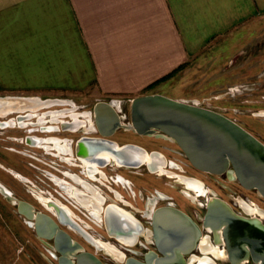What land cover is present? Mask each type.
<instances>
[{"label": "flooded vegetation", "instance_id": "af4514ba", "mask_svg": "<svg viewBox=\"0 0 264 264\" xmlns=\"http://www.w3.org/2000/svg\"><path fill=\"white\" fill-rule=\"evenodd\" d=\"M245 42L230 90L238 115L259 122L264 39ZM53 100L36 112L41 118L18 121L27 111L0 117V129L17 132L4 136L13 143L5 147L12 161L0 160V219L10 264H155L174 252L184 262L164 264H262L250 241L264 236V195L231 179L232 165L220 174L195 167L174 138L157 129L137 132L122 100L106 110L118 118L102 121L95 118L96 103L88 111ZM52 106L59 107L40 114ZM234 121L264 144L244 119ZM211 180L227 200L212 191ZM211 207L219 215L207 218ZM165 210L192 221L182 220L191 234L186 245L164 239L169 228L176 234L179 228L160 223Z\"/></svg>", "mask_w": 264, "mask_h": 264}, {"label": "crops", "instance_id": "0c3cea01", "mask_svg": "<svg viewBox=\"0 0 264 264\" xmlns=\"http://www.w3.org/2000/svg\"><path fill=\"white\" fill-rule=\"evenodd\" d=\"M264 0H0V95L138 96Z\"/></svg>", "mask_w": 264, "mask_h": 264}, {"label": "water", "instance_id": "95a60500", "mask_svg": "<svg viewBox=\"0 0 264 264\" xmlns=\"http://www.w3.org/2000/svg\"><path fill=\"white\" fill-rule=\"evenodd\" d=\"M34 97L0 96V110L3 106L10 104L27 106L30 104L28 100ZM115 104L114 99L96 102L95 118L99 121L118 118L116 113L113 115L106 113V110H112ZM131 112L132 127L137 132L153 134L157 129L174 138L192 164L201 170L220 174L232 165L233 170L228 171L231 179L237 178L247 188L255 186L264 195V144L239 123L237 124L218 111L199 106L194 102L175 100L161 94H148L133 98ZM149 161L153 166L154 162L150 159ZM193 186L197 187L195 184ZM0 189L5 193L1 184ZM229 214L233 215L234 212L230 211ZM216 215H219V211L211 207L207 218H213ZM182 220L189 222L190 226L193 225L190 218L181 211L165 210L159 214V221L162 225H166V222L168 224L174 222V225L179 226L178 234L173 231L171 233L169 228V232L163 236L164 239L172 240L170 244L173 246L186 245L187 237L191 236L187 224H183ZM164 227L166 231L167 228ZM250 242L254 250L255 261L264 264V236H256ZM172 261L183 263V254L175 252L172 255L166 254V258L158 259L155 264Z\"/></svg>", "mask_w": 264, "mask_h": 264}, {"label": "rangeland", "instance_id": "374dc122", "mask_svg": "<svg viewBox=\"0 0 264 264\" xmlns=\"http://www.w3.org/2000/svg\"><path fill=\"white\" fill-rule=\"evenodd\" d=\"M252 39H264V17H260L253 22L248 29L238 28L222 40L212 42L208 47L203 49L195 58L191 59L187 64L180 66L179 70L171 77L155 83L151 87L145 89L140 95L161 94L171 97L175 100H184L188 102L198 103L203 107H210L219 112L224 113L234 120L244 119L245 125L253 131H256L264 139V119L259 118V122L250 118V116L238 115L237 98L234 91L230 89L236 88L237 66L236 56L245 41ZM171 74V73H170ZM168 74V75H170ZM166 75V76H168ZM165 77V76H164ZM163 77V78H164ZM162 79V78H161ZM0 96H20V97H39L43 100L62 99L66 102L75 103L78 107L87 106L84 110H91L100 98L93 94V88H88L79 92H60L50 94H2ZM138 96H122L117 98L102 97L103 101L110 99L122 100L131 106L133 98ZM129 106V107H130ZM59 106H52L50 109L40 110V114L47 110H54ZM67 107V106H66ZM259 107V106H258ZM264 111V106L259 107ZM8 117H14L9 115ZM258 123V124H257ZM257 124V125H256ZM258 126V128H256ZM256 128V129H254ZM16 130L0 129V160L12 161V155L5 147H12L13 143L4 138L5 135L14 134ZM17 133V132H16ZM211 189L224 199H228V195H224L218 190L215 181L210 182ZM0 195V204H2ZM5 239L2 234V223L0 219V264H10L9 256L5 252Z\"/></svg>", "mask_w": 264, "mask_h": 264}, {"label": "bare ground", "instance_id": "6f19581e", "mask_svg": "<svg viewBox=\"0 0 264 264\" xmlns=\"http://www.w3.org/2000/svg\"><path fill=\"white\" fill-rule=\"evenodd\" d=\"M55 100L53 99H47V100H43L39 97H34V99H30L28 100V102H30V104H27V106H18V105H13L10 104L8 106H3V108L0 110V117H6L9 114L12 113H16V112H29L28 115H25L24 117L22 116H18L17 119L18 121H22L24 119H28V118H33L34 116L37 115V111L47 105H49L50 103H53ZM38 118H41L39 115H37ZM12 121V120H10ZM14 124V122H12ZM4 125V124H2Z\"/></svg>", "mask_w": 264, "mask_h": 264}, {"label": "trees", "instance_id": "16d2710c", "mask_svg": "<svg viewBox=\"0 0 264 264\" xmlns=\"http://www.w3.org/2000/svg\"><path fill=\"white\" fill-rule=\"evenodd\" d=\"M174 73H175V72H172L170 75L165 76L164 78L160 79L159 81L165 80V79H167L169 76L171 77ZM159 81H158V82H159ZM156 83H157V82H156ZM154 84H155V83H154ZM154 84H153V85H154Z\"/></svg>", "mask_w": 264, "mask_h": 264}]
</instances>
